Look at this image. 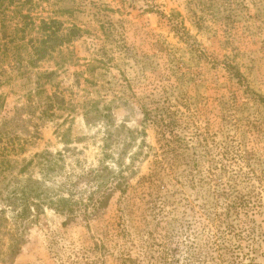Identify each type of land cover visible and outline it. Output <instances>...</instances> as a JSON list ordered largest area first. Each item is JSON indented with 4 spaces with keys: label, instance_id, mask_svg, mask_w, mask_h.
<instances>
[{
    "label": "rangeland",
    "instance_id": "rangeland-1",
    "mask_svg": "<svg viewBox=\"0 0 264 264\" xmlns=\"http://www.w3.org/2000/svg\"><path fill=\"white\" fill-rule=\"evenodd\" d=\"M25 4L0 11V194L40 179L21 169L65 132L86 169L112 168L106 188H133L94 219L46 207L16 224L0 200V264H264V0ZM51 17L69 39L41 56Z\"/></svg>",
    "mask_w": 264,
    "mask_h": 264
},
{
    "label": "trees",
    "instance_id": "trees-1",
    "mask_svg": "<svg viewBox=\"0 0 264 264\" xmlns=\"http://www.w3.org/2000/svg\"><path fill=\"white\" fill-rule=\"evenodd\" d=\"M14 1L19 4L17 8L21 16L24 18L29 17V14H23L21 11L22 7L26 5V0H0V11L4 12L8 8L6 4ZM40 29L43 35L39 39V46L34 45L33 47L35 52L41 56H46V54L53 55L57 51V43L60 45V42L65 43L69 39L68 36L62 37V34L60 35L61 23L56 17L44 20ZM74 30L71 29L68 35H72L71 33ZM262 102L264 103V98ZM87 114L88 112L85 115ZM144 115L145 123L170 124V122L166 121L163 110L153 113L151 109L146 108ZM67 133L65 132L61 136L65 145L64 150L55 153L45 150L37 153L21 169V171H25L28 166L34 164L39 169L40 179L29 178L24 184L18 180L16 181L17 186L15 190L10 191L8 195L0 194V200L9 203V207H19V210L13 215V220L16 224H24L25 221L33 219L35 214L44 211L46 207L67 216L70 221L79 216L94 219L102 208L108 207L116 191H119L121 195H125L130 188H133L128 179H119L114 187L106 188L109 180L116 179L117 177L112 175L107 179L108 181L102 177L105 170L112 173V168L110 169L108 165L104 164V159H99V166L86 169L80 158L82 150H78L77 147L72 146L75 142L67 138ZM110 156L105 155L106 158ZM68 158L71 160L69 163ZM7 163L0 161V166ZM0 169L2 170V168ZM85 176L91 177L90 181L87 182L89 186L96 184V188L92 190L86 199L84 196H80L81 192L78 191V181ZM33 212L36 213L34 214ZM3 213H5V209L0 210V215ZM1 220L0 216V227L2 226ZM9 231L13 233L8 249L11 254H16L19 251L21 238L18 232H15V229ZM0 259H3L1 252Z\"/></svg>",
    "mask_w": 264,
    "mask_h": 264
}]
</instances>
